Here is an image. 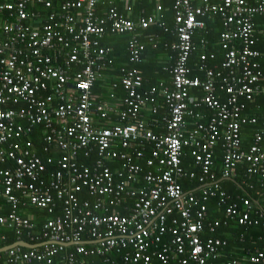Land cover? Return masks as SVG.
<instances>
[{"label": "built area", "instance_id": "obj_1", "mask_svg": "<svg viewBox=\"0 0 264 264\" xmlns=\"http://www.w3.org/2000/svg\"><path fill=\"white\" fill-rule=\"evenodd\" d=\"M119 1L125 13L108 0L104 17L96 11L97 0L0 2V199L9 206L0 214V226L12 231L15 243L25 238L32 245L0 249L6 264H119L111 256L123 264H154L153 258L160 264H216L217 247L226 242L200 238L206 226L210 231L220 226L218 220L205 223V203L215 196L225 220L264 228V208L239 196L226 204L214 171L220 145L222 179H233L244 166L264 190V116L259 122L244 113L247 103L264 96V72L254 47V18L264 15V0H173L171 29L161 6L156 15L134 21L128 15L135 0ZM212 19H219L223 29V60L208 66L215 56L202 54L198 70L204 78L193 77L192 36ZM153 26L173 37L171 88L144 92L136 67L144 44L136 31ZM108 28L133 35L129 65L112 83L123 91V108L118 122L103 127L113 107L97 101L93 87L112 64L110 50L100 43ZM196 92L201 95L195 97ZM147 107L152 115L160 112L154 124L159 129L143 118ZM248 124L258 129L242 148ZM36 127L42 131L44 159L32 139ZM185 148L198 174L182 167ZM186 178L199 188L184 191L180 182ZM26 204L61 213L37 228L19 214ZM166 233L172 236L168 241ZM245 261L264 264V252L255 249L247 260L219 264Z\"/></svg>", "mask_w": 264, "mask_h": 264}, {"label": "trees", "instance_id": "obj_2", "mask_svg": "<svg viewBox=\"0 0 264 264\" xmlns=\"http://www.w3.org/2000/svg\"><path fill=\"white\" fill-rule=\"evenodd\" d=\"M1 1V0H0ZM149 1V5H144L148 7V11H151V7L153 6V0H136L137 6L140 4L146 3ZM214 1V0H211ZM2 2V1H1ZM117 2L120 3L119 0H114V4L118 7ZM122 2V1H121ZM173 0H158L159 6L162 8H167ZM123 3V2H122ZM55 6H58L57 3H54ZM108 0H97V7L96 11L99 16L104 17L108 12ZM119 9V8H118ZM125 10V9H124ZM120 11V10H119ZM121 12V11H120ZM160 14L164 17V12L161 11ZM167 19H169L166 15ZM165 18V17H164ZM254 23L256 26V32L254 34L256 43L255 48L261 53V57L258 59L260 64L261 70L264 72V31L262 32V26L264 25V15H258L254 18ZM171 23H168L170 25ZM167 25V26H168ZM170 25V29H171ZM223 31L220 20L219 19H212L206 21V26L201 30H196L192 36V41L194 44V50L190 56L189 66L194 71L199 67L198 61L202 54H213L215 56L214 61L207 60L206 64L208 66L218 65L221 61V54H223V50L220 44V34ZM258 31V33H257ZM136 33L140 42L144 44V51L146 50L145 57L149 56L152 58V66L153 69H157L155 71L157 76L150 75V72L147 65L144 64L142 61L141 64H138L137 68L142 72L144 77V90L150 89L152 87H156L155 85H159L162 80H166V76L168 75L167 67H162V63L156 60V56L160 55L161 53L167 56L166 58L174 55V51L170 48H165V44L171 40L170 35L163 31L162 29L153 26L147 30L139 31L137 30ZM135 33V36H136ZM132 33H116L112 32L109 28L103 35L100 43L110 50L109 56L112 59V64L110 68L104 71L100 78L95 81L93 87V93L95 99L97 101H101L103 103H107L109 106L116 105L117 103L120 104V98H123V91L121 89H113L112 83L107 82L104 79H111L113 76L108 75L109 72L116 73L123 65H129V54L127 51V45L131 40ZM108 35V37H107ZM169 35V36H168ZM153 38L152 42H148V37ZM105 37V41L103 38ZM107 37V38H106ZM170 39V40H169ZM206 41V46H202L201 42ZM144 51L142 56L144 55ZM141 56V59H142ZM125 58V60H124ZM149 58V59H151ZM220 59V60H219ZM124 60V61H123ZM144 60V59H143ZM220 62H219V61ZM223 60V59H222ZM157 63H156V62ZM171 63V60H169ZM124 62V64H122ZM162 67V68H161ZM198 71V70H197ZM165 73V74H164ZM163 74V75H159ZM167 74V75H166ZM195 74L192 72V75ZM199 75V73L197 74ZM168 77V76H167ZM112 80V79H111ZM169 83V77L167 78ZM157 88V87H156ZM160 103V102H159ZM158 103V105H159ZM123 106L119 105L118 109H115L116 113L120 111ZM159 110L163 111V107L159 106ZM246 115L250 117H257L258 121L260 122L262 117L264 116V96L260 95L255 97L252 101L247 103L246 111L244 112ZM116 116L118 119V114H114L113 112H109L108 116L111 120V116ZM149 121L153 124L158 122L157 118L149 117ZM117 122V121H116ZM40 127V126H39ZM253 128H257L256 125L248 124L246 127L243 128L241 134L242 140V148H246L253 142ZM37 129L34 128V130ZM156 130L155 128H153ZM39 135H34L37 138ZM34 143L36 139L33 138ZM36 150L40 154L41 157H46L39 144H36ZM222 159V151L220 145L215 149V157H214V171L216 172L215 181H219V186L222 191L225 193L226 197V204L234 202L235 197L239 196L242 198L249 199L255 207L264 208V190L261 188L260 178L257 176H249L245 173L244 166L238 167L236 171V176L230 180H223L219 171L220 161ZM182 167L188 168L192 171H196L199 173L197 167H195L192 158L190 156V151L188 148L183 150L182 155ZM184 191H189L193 189H198L199 184L196 182L191 183L188 178L183 179L180 182ZM129 206L133 205V201L128 202ZM206 210H207V217L205 223H213L214 221L218 220L220 222V226L215 228L213 231H210L209 228L206 226L204 233L201 235V239L207 241L208 239H219L221 241L226 242V246L223 248L217 247L216 254H221V257L217 259L216 264L224 262L227 259L234 258L236 260H240V258H248V254L252 253L255 249H258L264 252V228L261 226H252L249 228L241 227L237 224L236 220H225L224 217V209L222 208V203H220V199L218 196H215L209 199L206 203ZM123 213V212H122ZM125 213V212H124ZM168 224H170V218L167 220ZM6 239L4 241L0 240V249L9 246L16 242V238L10 232H5ZM171 234L166 233L164 235V240L168 241L171 239ZM26 242H30L25 238H22ZM71 249V248H69ZM68 249V250H69ZM67 251V250H66ZM151 252V250L149 251ZM247 253V254H246ZM0 256H3V253H0ZM113 259L118 261L119 264L121 263V258L119 256H111ZM83 257L80 256L78 258L81 260ZM94 261L97 259L92 258ZM86 262L89 261V258H84ZM154 264H160L156 259L153 258ZM38 264V263H33ZM141 264V263H139ZM242 264H250L247 261Z\"/></svg>", "mask_w": 264, "mask_h": 264}, {"label": "crops", "instance_id": "obj_3", "mask_svg": "<svg viewBox=\"0 0 264 264\" xmlns=\"http://www.w3.org/2000/svg\"><path fill=\"white\" fill-rule=\"evenodd\" d=\"M1 1H4V0H1ZM0 1V2H1ZM138 1V0H137ZM140 1V0H139ZM117 4H118V8H119V10L121 11V12H124L125 13V10H124V8H125V4L124 3H122V2H117ZM144 5H149V1H146V3H144V4H140L139 6H137V2H136V0H135V2L133 3V1L131 2V12H130V15H128L129 16V18H131L132 20H134V21H137L138 19H139V17H141V16H148V15H156V13H157V7L159 6V3H158V0H153V6L151 7L152 9H151V11H148V7H146V6H144ZM172 6H173V2H171L170 3V5L167 7V8H162V10L161 11H163L164 12V17L162 16V14H160L161 16H162V19H163V21L168 25V23H171L170 25H171V27H172V25H173V16H174V14H173V9H172ZM168 14H169V19H167V17H166V15L168 16ZM170 25H168V27L170 28ZM261 31L263 32L264 31V25L262 26V29H261ZM257 33H258V31H257ZM169 34V33H168ZM138 35H139V33H138ZM170 35V34H169ZM168 35V36H169ZM107 37H108V35H107ZM106 37V38H107ZM170 38H171V40L170 41H168L166 44H165V48H170V44L173 42V37H171L170 36ZM103 41H105V37L103 38ZM102 45V44H101ZM103 46V45H102ZM105 47V46H104ZM255 47V46H254ZM171 49V48H170ZM256 49V48H255ZM145 53H146V50L144 51V55L142 56V59H141V62L139 63V64H141L142 63V61H144V64H146L147 65V67H148V69H149V71H151L150 72V75H152V76H157L158 74H156L155 73V71H158L156 68L155 69H153V66H152V62H153V60H152V58L151 57H149V56H147V57H145ZM260 53V52H259ZM174 55H175V53H174ZM174 55H171L170 57H168V58H166L167 56H165V54L163 53H161L160 55H158V56H156V60H158V61H160L161 63H162V67L164 66V67H167V69H169L168 70V77H169V83H167L168 81H166L167 80V76H166V80H162V82H160L159 83V85H155L158 89H160L161 90V87H160V85H162V87L163 88H171V75H170V68H171V66H172V57L174 56ZM222 56H221V60L220 61H222V59H223V54H221ZM260 57H261V53H260ZM149 58H151V59H149ZM144 59V60H143ZM124 60H125V58H124ZM123 60V61H124ZM169 60H171V63H170V61ZM218 60V61H219ZM211 61H214V60H211ZM219 61V62H220ZM156 62V61H155ZM157 63V62H156ZM122 64H124V62L122 63ZM198 65H199V61H198ZM138 66V64L136 65V67ZM215 66V65H214ZM161 67V68H162ZM138 69V68H137ZM155 70V71H154ZM197 70H198V68H197ZM196 69L193 71L195 74H193V77H196V76H198L199 78H201V79H203L204 78V76H203V73H201V72H199V70L197 71ZM138 71H139V73H140V75L142 76V78H143V85H144V77H143V75H142V72L138 69ZM159 72V71H158ZM118 73H119V71H117L116 73H111V72H109L108 73V75H111V76H113L111 79H104V80H106L107 82H105V83H108V82H111V83H113L114 81H116V80H118V77H119V75H118ZM199 73V75H197ZM165 74V73H164ZM159 75H163V74H159ZM149 89V88H148ZM148 89H146V90H144V87H142V91H147ZM193 93H195L194 91H192ZM201 94L199 93V92H196V94H194V96L195 97H199ZM217 95H218V97H219V99L220 100H224L225 99V95L222 93V92H217ZM156 100H157V105H158V103H159V105L158 106H161L162 107V103H161V97L159 96V94H157V97H156ZM119 103H117L116 105H112V107H113V110L112 111H110V112H113L114 114H117L116 113V111H115V109H118L119 108ZM149 108L150 107H147V108H145L144 110H143V112H142V114H143V118L144 119H146L149 123H150V125H151V127H152V129L153 128H155V129H159V127H158V125L156 126V127H153V124L149 121V117H151V118H157V119H159L160 117H161V115H160V112H162V111H158V114H156V115H152L151 113H150V111H149ZM163 111H164V108H163ZM201 111L202 112H204V110L203 109H201ZM100 121V120H99ZM118 122V119L116 118V116H111V120L110 121H104V122H102V126L103 127H105V126H108V125H110V123H114V122ZM190 122V121H189ZM193 127V125L191 124V123H189V125H188V128H192ZM246 127V126H245ZM256 129H258V126H257V128H253V132L256 130ZM42 134V131H41V129L40 128H38L37 127V129H35L34 131H33V133H32V139L34 138V139H36V142L34 143L35 144V147L37 146L36 144H39L38 146H40L41 147V149H42V145H43V142H42V135H39L37 138H35L34 137V135H38V134ZM249 146V145H248ZM247 146V147H248ZM222 151V150H221ZM36 152H37V150H36ZM42 152H43V150H42ZM38 153V152H37ZM43 154L46 156V153H44L43 152ZM38 155H40L39 153H38ZM43 159L44 158H46V157H42ZM218 166H220V168H219V171H220V174H221V163H220V165H218ZM186 170H190V169H188V168H185ZM195 173H196V171H194ZM215 175H216V172H215ZM59 206V205H58ZM60 207V206H59ZM61 208V207H60ZM9 211V206L4 202V200L3 199H0V214H5V213H7ZM61 213V212H60ZM60 213H59V209H56L55 210V212L53 213V214H50V213H48L46 210H44V209H40V208H38V207H36V206H33V205H31V204H26L25 206H21V208L19 209V214H21L22 216H24V217H26V218H28L30 221H32V223L34 224V226L35 227H37V228H39L46 220H49V219H52L53 217H54V215H60ZM5 232H10V233H12V231L10 230V229H7V228H5V227H3V226H0V235L1 236H4V237H6V235H5ZM13 234V233H12ZM6 239V238H5ZM25 243H27V242H25ZM29 244V243H28ZM12 245V244H11ZM10 246V245H9ZM6 247V246H5ZM4 248V247H3ZM3 248H1V249H3ZM25 248V247H24ZM1 253H3V252H1ZM4 254V253H3ZM5 257H4V255L3 256H0V264H6V261H5V259H4Z\"/></svg>", "mask_w": 264, "mask_h": 264}, {"label": "water", "instance_id": "obj_4", "mask_svg": "<svg viewBox=\"0 0 264 264\" xmlns=\"http://www.w3.org/2000/svg\"><path fill=\"white\" fill-rule=\"evenodd\" d=\"M15 246H20V247H25V248H31L32 245L28 244V243H25V242H17V243H14L10 246H6L4 247L3 249H1L2 251H6L8 249H10L11 247H15Z\"/></svg>", "mask_w": 264, "mask_h": 264}, {"label": "bare ground", "instance_id": "obj_5", "mask_svg": "<svg viewBox=\"0 0 264 264\" xmlns=\"http://www.w3.org/2000/svg\"><path fill=\"white\" fill-rule=\"evenodd\" d=\"M115 7L118 9V7L115 5ZM118 11H119V9H118ZM120 12V11H119ZM122 13V12H121Z\"/></svg>", "mask_w": 264, "mask_h": 264}]
</instances>
